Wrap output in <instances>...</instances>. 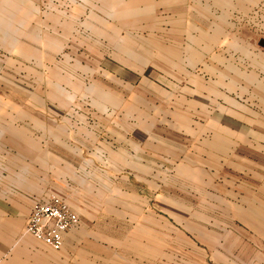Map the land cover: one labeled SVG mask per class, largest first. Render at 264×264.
Segmentation results:
<instances>
[{
  "label": "rangeland",
  "instance_id": "rangeland-1",
  "mask_svg": "<svg viewBox=\"0 0 264 264\" xmlns=\"http://www.w3.org/2000/svg\"><path fill=\"white\" fill-rule=\"evenodd\" d=\"M262 38L264 0H0V195L44 180L78 215L58 251L20 234L27 264L246 256Z\"/></svg>",
  "mask_w": 264,
  "mask_h": 264
},
{
  "label": "crops",
  "instance_id": "crops-1",
  "mask_svg": "<svg viewBox=\"0 0 264 264\" xmlns=\"http://www.w3.org/2000/svg\"><path fill=\"white\" fill-rule=\"evenodd\" d=\"M261 40L264 39H259L258 44ZM259 53L264 57V48ZM255 74L257 76L255 77L253 86L254 102L255 104L264 105V65L259 64L255 66ZM260 74H263V79H261ZM252 119H254L253 123L251 122ZM239 125L241 124L238 123ZM248 126H253L251 130L249 129V132H251L250 135L253 134L251 137H254L256 140H259V138L263 139L264 153V123L263 129H259V121H257L256 113H249ZM242 131L241 128L232 129V133L238 136L243 135ZM250 147H253L252 144H249ZM262 164L260 165L264 169V162ZM54 170L45 169L43 170V175L46 176L50 173L53 175L57 174V170L55 168ZM27 174L26 172L25 175ZM46 181L47 183L50 182L49 179ZM247 181V186L241 183L242 186L238 188L237 192L238 198L233 199L235 202H233L232 215L239 218V228L240 226L247 228L249 235L246 246L248 248V254L246 256L216 257V263L214 262V264H264V172L262 177H249ZM21 183H10V189H7L8 196L0 195V264L28 263L23 256L25 257V250L30 247V242H25L22 239L28 238L29 235L25 234L24 236L26 238H23L20 237V234H24V227L33 201L38 198H43V194L46 191L43 187L44 180L43 183L32 184L30 179L25 176ZM70 233L69 231L64 234V245L67 238L71 236ZM238 242L241 243L240 238ZM208 264H213V262Z\"/></svg>",
  "mask_w": 264,
  "mask_h": 264
},
{
  "label": "built area",
  "instance_id": "built-area-1",
  "mask_svg": "<svg viewBox=\"0 0 264 264\" xmlns=\"http://www.w3.org/2000/svg\"><path fill=\"white\" fill-rule=\"evenodd\" d=\"M78 224V215L62 197L51 194L35 199L26 220L24 233L58 251L64 234Z\"/></svg>",
  "mask_w": 264,
  "mask_h": 264
},
{
  "label": "water",
  "instance_id": "water-1",
  "mask_svg": "<svg viewBox=\"0 0 264 264\" xmlns=\"http://www.w3.org/2000/svg\"><path fill=\"white\" fill-rule=\"evenodd\" d=\"M259 44L264 48V40H261Z\"/></svg>",
  "mask_w": 264,
  "mask_h": 264
}]
</instances>
